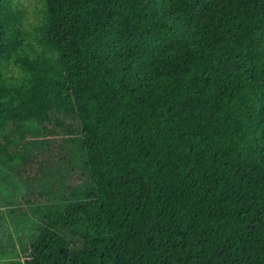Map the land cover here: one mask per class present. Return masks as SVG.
Masks as SVG:
<instances>
[{"label": "trees", "instance_id": "1", "mask_svg": "<svg viewBox=\"0 0 264 264\" xmlns=\"http://www.w3.org/2000/svg\"><path fill=\"white\" fill-rule=\"evenodd\" d=\"M38 2L0 0V134L75 116L92 185L24 264H264V0Z\"/></svg>", "mask_w": 264, "mask_h": 264}, {"label": "rangeland", "instance_id": "2", "mask_svg": "<svg viewBox=\"0 0 264 264\" xmlns=\"http://www.w3.org/2000/svg\"><path fill=\"white\" fill-rule=\"evenodd\" d=\"M14 4L26 12L25 27L39 23L38 0ZM0 139L16 140L12 150L27 148L21 166H0V264H24L45 212L83 199L92 179L75 116L53 115L44 125L18 123Z\"/></svg>", "mask_w": 264, "mask_h": 264}]
</instances>
